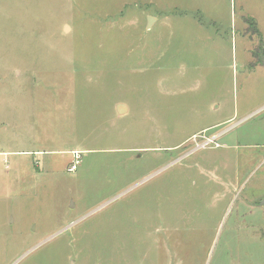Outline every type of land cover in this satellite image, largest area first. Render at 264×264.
Wrapping results in <instances>:
<instances>
[{
	"label": "rangeland",
	"instance_id": "1",
	"mask_svg": "<svg viewBox=\"0 0 264 264\" xmlns=\"http://www.w3.org/2000/svg\"><path fill=\"white\" fill-rule=\"evenodd\" d=\"M262 47L264 0H0V264H264Z\"/></svg>",
	"mask_w": 264,
	"mask_h": 264
},
{
	"label": "crops",
	"instance_id": "2",
	"mask_svg": "<svg viewBox=\"0 0 264 264\" xmlns=\"http://www.w3.org/2000/svg\"><path fill=\"white\" fill-rule=\"evenodd\" d=\"M250 18H252L255 22H256V24H257V21L255 20V18L252 16V17H247L246 19L248 20V19H250ZM247 20H246V23H247ZM248 24V23H247ZM250 26V25H249ZM258 28V27H257ZM258 30H259V28H258ZM259 35L261 36L262 34H261V32H260V30H259ZM263 48V47H262ZM250 52H251V50H250ZM263 64V63H262ZM222 133H224V132H222ZM222 133H220V134H222ZM243 206H246V205H243ZM256 206V207H255ZM253 207H255V208H257L256 209V211H255V213L253 212L252 213V211H253ZM250 206L249 208H250V211L249 210H244V207L242 208L243 210L241 211V216L243 217V218H246V219H248V220H252L253 218V216L255 215V214H259V212L260 211H262L263 212V210H264V208L262 207V206H260V205H254V206ZM249 211V213L248 214H246V212H248ZM251 213H252V215H251ZM242 214H245V215H242ZM252 221H250V224H252L251 223ZM256 232V231H255Z\"/></svg>",
	"mask_w": 264,
	"mask_h": 264
},
{
	"label": "water",
	"instance_id": "3",
	"mask_svg": "<svg viewBox=\"0 0 264 264\" xmlns=\"http://www.w3.org/2000/svg\"><path fill=\"white\" fill-rule=\"evenodd\" d=\"M154 19H155L154 16H149L148 26L151 25V23L153 22ZM262 63L264 65V59L262 60ZM116 108H117L118 113L123 114L129 109V106L125 103H119V104H117ZM260 204L264 205V198L260 201ZM72 264H75V262H72Z\"/></svg>",
	"mask_w": 264,
	"mask_h": 264
},
{
	"label": "trees",
	"instance_id": "4",
	"mask_svg": "<svg viewBox=\"0 0 264 264\" xmlns=\"http://www.w3.org/2000/svg\"><path fill=\"white\" fill-rule=\"evenodd\" d=\"M247 21H248L250 27H252V28L254 29L253 31L259 34V30H258V28H257V24H256V22H255L253 19H251V20L248 19ZM260 54H261V56H262V57L260 56V57H261L260 60H261V62H262V60H263V58H264V48H261V53H260Z\"/></svg>",
	"mask_w": 264,
	"mask_h": 264
},
{
	"label": "built area",
	"instance_id": "5",
	"mask_svg": "<svg viewBox=\"0 0 264 264\" xmlns=\"http://www.w3.org/2000/svg\"><path fill=\"white\" fill-rule=\"evenodd\" d=\"M217 137H212V138H210V137H206V141H205V143L203 144V145H207V144H209V143H211V142H213V141H215V139H216ZM75 156L78 158L79 157V154H78V151L76 150L75 151ZM76 168V165L75 164H73L72 166H71V170H73V169H75Z\"/></svg>",
	"mask_w": 264,
	"mask_h": 264
}]
</instances>
